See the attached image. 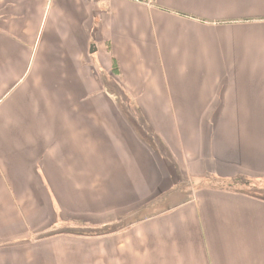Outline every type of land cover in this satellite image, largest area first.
<instances>
[{
	"label": "crops",
	"instance_id": "obj_1",
	"mask_svg": "<svg viewBox=\"0 0 264 264\" xmlns=\"http://www.w3.org/2000/svg\"><path fill=\"white\" fill-rule=\"evenodd\" d=\"M241 179L264 0H0V264H264Z\"/></svg>",
	"mask_w": 264,
	"mask_h": 264
},
{
	"label": "trees",
	"instance_id": "obj_2",
	"mask_svg": "<svg viewBox=\"0 0 264 264\" xmlns=\"http://www.w3.org/2000/svg\"><path fill=\"white\" fill-rule=\"evenodd\" d=\"M241 21H243V20H241ZM164 187H167V185L166 186L165 185L162 186L160 192L157 193L152 199H150V201L148 200L147 202H145L144 206L142 205L143 207L140 206V208L138 209L139 212H140L139 213L140 215L137 217V222L141 221V220H144V219H148L152 215H155V213H153L152 210H157L155 212L156 213H160V212H158L160 209H158L156 207L158 205V199L160 198L159 196L162 195V194H160L161 191L164 192V190L166 189ZM250 187H252L254 189V191H256V192H253L254 195H256L258 197H263L262 194H264V185L261 188L258 185H256L255 183H252ZM136 216H137V214L135 215V218H136Z\"/></svg>",
	"mask_w": 264,
	"mask_h": 264
},
{
	"label": "rangeland",
	"instance_id": "obj_3",
	"mask_svg": "<svg viewBox=\"0 0 264 264\" xmlns=\"http://www.w3.org/2000/svg\"><path fill=\"white\" fill-rule=\"evenodd\" d=\"M180 179H182V181H184L185 184H187L190 188L192 187V189H194L195 187H197L195 184L191 183L190 180L187 179V178H186V179H185V178H180ZM183 179H184V180H183ZM244 181H246V180H244V179L239 180V182L236 183V188H237V189H241V190H243V191H247L248 193L256 192V191H254V189H253L252 187H250V186L247 187V188H245V186H247V185L243 183ZM203 184H204V183H203ZM256 185H258L259 187L262 188L264 184L259 185V184L256 183ZM183 187L185 188V191L188 190L187 187H186V185H183ZM168 188L171 189V185L168 186ZM248 188H249V189H248ZM169 189H168V190H169ZM177 190H178V189H177ZM167 194H168V191H166L165 194H163L162 196H164V195L166 196ZM162 196H161V197H162ZM262 196L264 197V194H262ZM156 201H157V200H156ZM135 215H136V214H134V216H135ZM133 219H134V218H133Z\"/></svg>",
	"mask_w": 264,
	"mask_h": 264
},
{
	"label": "built area",
	"instance_id": "obj_4",
	"mask_svg": "<svg viewBox=\"0 0 264 264\" xmlns=\"http://www.w3.org/2000/svg\"><path fill=\"white\" fill-rule=\"evenodd\" d=\"M89 2H95L97 0H87ZM131 2L137 3V4H142V5H151L153 0H129Z\"/></svg>",
	"mask_w": 264,
	"mask_h": 264
}]
</instances>
